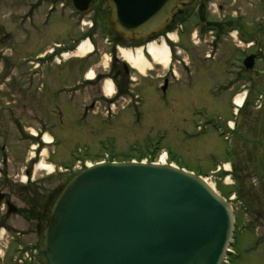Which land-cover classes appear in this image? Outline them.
Returning a JSON list of instances; mask_svg holds the SVG:
<instances>
[{"label": "rangeland", "instance_id": "1", "mask_svg": "<svg viewBox=\"0 0 264 264\" xmlns=\"http://www.w3.org/2000/svg\"><path fill=\"white\" fill-rule=\"evenodd\" d=\"M210 3L216 4L213 10L220 20H228L235 14L240 18L233 29L238 31L239 39L260 41L259 70L264 71V29L255 28L257 23L264 24V0H211ZM92 8L91 13L83 16L74 10L72 0H0V192L18 209L17 215H11L0 208V229L6 233L0 240L6 250L5 264H13L19 246L25 250H42L43 213L50 202L51 209L66 183L79 174L76 171L84 168L86 162L138 161L149 157L151 151L165 149L178 166L210 177L209 182L228 197L234 179L229 180L228 176L227 181H220L210 172L231 159V141L220 132V129L228 131L229 120L235 122L239 131L246 127L244 141L240 136L235 141L236 156L241 161L240 189L245 195L252 192L253 205L259 211L264 209L261 187L250 188L252 182L260 183L255 171L264 169V113L259 115L251 108L258 101L254 91L249 94L252 110H248L247 119L233 115L231 97L224 85L230 74L233 82L238 81V60L244 54L235 48L230 34L223 33L216 43H211L213 38L208 34L209 44L203 40L199 44L198 39L189 38L187 33L185 54L180 56L186 59V64L174 61L167 68L154 67L145 77L134 71L136 81L129 83L134 85L140 101L126 106V100L120 98L115 102L114 112L107 114L112 105L101 94L103 82L111 77L103 66L107 62L111 66L115 52L119 56L108 22V7L97 0ZM84 18L94 24L97 19L90 37L95 52L87 62L72 59L58 65L53 63V55L38 57L57 44L73 47L71 41L81 39L80 34L89 30L80 31V20ZM120 43L116 44L121 46ZM208 52L216 59H206L204 55ZM35 60L41 64L36 70L30 63ZM87 68L102 76L90 91L93 100L98 101L97 113L81 110L89 86L79 87L84 90L80 96L74 92ZM161 76L169 80L165 95L159 91L164 79ZM259 81L263 82L264 78ZM120 85L123 92L125 86ZM171 108H175L174 113L180 109L174 117ZM198 125L203 131L197 129ZM30 129L40 137H33ZM46 132L53 139L52 145L47 146L43 141ZM33 146L37 147L36 151H32ZM46 146L47 155L42 156ZM249 157L252 163L245 161ZM42 160L61 167L63 172L50 174L38 170L36 166ZM236 201L232 204L237 225L233 249L237 257L233 260L229 257L231 264H264V222L251 221L252 217L244 211L246 203L243 206Z\"/></svg>", "mask_w": 264, "mask_h": 264}, {"label": "water", "instance_id": "2", "mask_svg": "<svg viewBox=\"0 0 264 264\" xmlns=\"http://www.w3.org/2000/svg\"><path fill=\"white\" fill-rule=\"evenodd\" d=\"M190 1L105 0L113 30L132 42L163 31ZM91 3L73 0L84 14ZM199 17L221 26L207 23L204 6ZM3 205L17 214L0 193ZM233 230L231 206L200 176L166 165L103 163L60 193L40 254L47 264H222Z\"/></svg>", "mask_w": 264, "mask_h": 264}, {"label": "flooded vegetation", "instance_id": "3", "mask_svg": "<svg viewBox=\"0 0 264 264\" xmlns=\"http://www.w3.org/2000/svg\"><path fill=\"white\" fill-rule=\"evenodd\" d=\"M210 1L211 0H191V2L188 4V6L185 7L183 15L177 17L175 19V22L170 27H168L166 29L165 32H167L168 30L175 31L176 29H178V25H183V29L181 31H178V33H177L178 38H179L178 43L176 45H174L171 42H169V45H170L172 52H175L177 48H181L182 54H185V39L187 38V33L189 34L188 35L189 38L190 37L198 38L199 44L201 43V40H203L204 43L209 42L207 40V35L210 34L211 37L213 38L211 40V43H216L223 33L230 34V32L236 27V24L238 23L240 18L235 14V15H232L231 18L228 20H220V16H218V17L215 16L216 14H215V11L213 10V8L216 6V4L215 3L212 4V3H210ZM96 2H97V0H92L93 5H95ZM201 6H204V11H205V16H206L207 21H209V23H219V24H221L220 27H217V28L207 27V25H204L201 23L200 18H199V11L201 9ZM255 28L258 30H260V28L264 29V24L257 23V24H255ZM207 44H209V43H207ZM242 53L244 55L238 60V64H239L238 65V70H239L238 81L233 82L232 81V78H233L232 74H230L229 81L226 80L224 88H225V92L231 97L230 105L232 104V106H233L234 96L237 95L239 92H242L244 89L247 90V96H248L247 101H246L244 107L241 110H239L236 114L237 116L243 115V118L246 120L247 118H245V117L248 116L247 113H249L248 110H250L249 94L254 92V91L256 94H258L257 97H261V102H259V104H255V106L251 107V108H253V110L256 111L255 113H259V115H261V112L264 113V81L263 82L259 81L260 79L264 78V71L261 72L259 70V67L262 63V57H261L262 56L261 55L262 49L260 48V41L255 42L252 48H250L248 50H244V51H242ZM250 55H254V59L251 62V68H248L249 67L248 65H250V64L246 63V59ZM204 57L206 59H210V60L216 59L214 56H212V57L207 56V54L204 55ZM182 59H185V58H182ZM132 74H133L132 70L130 68L129 69L126 68L123 65V63L118 62V61H114L112 63L111 69H110L108 75H110L112 78L116 75L117 78H116L115 82L117 83V86H122V85H120L122 83L125 86V89L123 92H121V90H118L119 91L118 95L113 100H108L109 102H116L121 97L122 98H128V99L130 97H133L132 96L133 91H131L132 85L129 83L131 81ZM101 77L102 76H98L96 81L100 83L99 79ZM162 78H164V83H165V81L167 80L166 76H163ZM96 81H95V83H96ZM84 84L89 86L88 91L86 90V92L89 95L90 100L88 102V100L86 99L83 106L85 108H88L90 106H92V108H94L96 106V104L98 103V101H95V100H93V98H91L92 94L90 93V91L92 92V90H93L92 87H93L94 82L86 81ZM167 89H168V87L164 90H163V88H161L160 91L163 95H165ZM256 90H258V91H256ZM208 94H209V96H211V93L209 91H208ZM175 111H176L175 108H171V110H170L171 116L174 117L175 114L178 112L177 111L176 113H174ZM233 115L235 116L234 108H233ZM176 117H179V116L176 115ZM229 121H232V120H229ZM229 121H227V128H228V122ZM253 126H255V125H253ZM245 129H246V127L242 128V130L239 131V128L237 127V125H235V128H234L232 134L229 130L227 132H223V130L220 129V131L222 133H224L225 135L231 136L230 138H231L232 150L230 151V155H231L230 161L224 163V164L228 163L230 169L229 170L224 169L223 168L224 164H222L220 166L221 168H220L219 173H218V178L220 181H224L228 176H229V180L230 179L232 180V178L234 179L233 180L234 186L232 187V189H233V193L235 194V200L237 199L236 202L240 203L243 206L245 205L244 203H246V207H245L244 211H246L248 213V215L252 217L251 221L254 220V222L260 223V222H264V209L259 211L257 206L255 207L253 205V203H252L253 199L251 201V198L253 197L252 192H250V193L248 192V194L246 193L247 195H245V193H243V191H241L242 189H240V186L242 184L241 182H243L241 177H239V175H238L241 173L239 171V169L241 168V167H239V162H241V161L236 156V150H237L238 145H237V143L235 144V141L237 140V136L242 137V139L244 141L243 137L246 136V130ZM234 132H237L235 134V136L233 135ZM247 142H249V140ZM245 161H248V162L250 161L249 163H252L251 162L252 157L246 158ZM242 163H244V162H242ZM251 167H252V164H251ZM255 176L259 177L260 183L259 182H257V183L252 182L250 188L254 187L255 189H258L259 187H261L262 192H264V169L261 172L255 171ZM253 202H255V201H253ZM251 223H253V222H251ZM5 260H6V255L2 259L1 264H5Z\"/></svg>", "mask_w": 264, "mask_h": 264}, {"label": "bare ground", "instance_id": "4", "mask_svg": "<svg viewBox=\"0 0 264 264\" xmlns=\"http://www.w3.org/2000/svg\"><path fill=\"white\" fill-rule=\"evenodd\" d=\"M92 48L93 47L90 41L88 40L83 41L78 46L75 53L77 56L84 57L92 50ZM119 54L121 58L125 62H127L133 70L145 76L147 72L150 70H153L154 67L156 68L158 66H162L163 68H167L171 64V59H170L171 53L166 44H164L163 46H159L156 44H149L147 47L137 46L136 48H122L121 47ZM67 55L68 54L65 53L63 56L66 57ZM94 78H95V73L93 71H90L88 73V79L92 80ZM104 90L107 95H110L113 93L114 84L110 79L106 80ZM237 103L238 104L242 103V96L237 98ZM30 131L34 136L37 134V132L34 129H30ZM43 141L46 145L53 144V139L51 136L48 135V133H45L43 135ZM36 149H37L36 146L32 147V151H35ZM34 154L35 153L32 152V156H31L32 158H34L33 156ZM46 155H47V149L45 148L42 150V156H46ZM158 164L164 165L163 162H159ZM93 165H94L93 163H90V162L87 163V167H92ZM226 167L228 168V166ZM36 168L38 170L49 171V173H51L53 169L51 164H46L43 161H40L39 164L36 166Z\"/></svg>", "mask_w": 264, "mask_h": 264}, {"label": "trees", "instance_id": "5", "mask_svg": "<svg viewBox=\"0 0 264 264\" xmlns=\"http://www.w3.org/2000/svg\"><path fill=\"white\" fill-rule=\"evenodd\" d=\"M72 179V178H71ZM70 179V180H71ZM69 180V181H70ZM50 206H51V202L49 203V205H48V208H46L47 209V211H46V213H43V215H44V219H45V225H46V223H47V221H48V219H49V216H50Z\"/></svg>", "mask_w": 264, "mask_h": 264}]
</instances>
